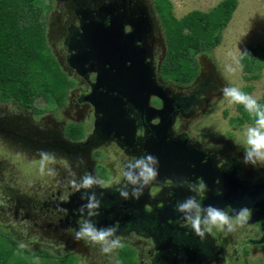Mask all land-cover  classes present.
Masks as SVG:
<instances>
[{"label": "flooded vegetation", "instance_id": "obj_1", "mask_svg": "<svg viewBox=\"0 0 264 264\" xmlns=\"http://www.w3.org/2000/svg\"><path fill=\"white\" fill-rule=\"evenodd\" d=\"M109 1L112 0H88V2L85 0H74V2H68L70 5L74 3L75 7L72 16H69L65 33L60 37L62 38L61 45L65 49L64 62L66 64L69 55L66 41L74 31H79L82 19L81 12L86 10V8H90L94 12L101 4ZM127 3L128 6H141L147 11L151 26L150 32L143 42L149 48L156 83L166 88V94L172 99L174 107L169 131L170 136L165 139L166 141L172 140L171 146L172 144L174 146L179 141L182 151L179 149H167L166 152L164 145L161 149L157 148L152 150V152L151 149L154 145H150L149 136L153 132L152 129L151 132L149 130L151 124L158 122V117L147 120L145 113L137 111L134 106H131V103L126 104V108L130 110L128 115L133 117L135 128L134 136L130 143L117 141L112 133L109 135V139L92 135L95 121L94 110L92 104L84 100V98L91 91L95 73L86 71L84 75H79L76 70L67 64L70 74L77 77L76 80L72 78L71 87L73 90L77 88L81 90L76 100L87 112V119L90 121L89 131H86L83 122H77L83 126L84 135L79 139H70L71 142L63 139L59 140L50 135L51 133L30 142V137L24 135L21 127L9 134L15 136L16 141L36 143L41 147H46L48 150L60 152L65 158L67 156L69 161L76 163L78 161V164L72 168L74 175H72L71 180L75 179L79 182L86 172L91 173L103 180L108 185L104 188L111 192L125 187L126 178L124 172L128 163L134 162L141 156L151 154L161 157L160 153L163 150L164 153L162 155L166 154L167 158L172 157L171 160L166 158V162L171 164L172 171H165L163 163L158 164L157 168L159 171L162 167L161 173L158 174L159 176L154 181L148 184V197L143 208L139 210L142 216H137L136 218L133 217L131 219L128 216L132 214V211L138 212L137 209L131 211L128 208L119 207L124 201L123 197L120 205L116 203L118 204L117 213L113 214L114 216L109 214L108 218H104L102 211V215H100V209H96L94 212L98 214L90 217L88 213L81 214V212L75 211L74 207L67 206L69 196L77 191L71 183H68L66 187L61 186L54 194L45 198L42 202V207H45L49 212L55 211L61 214L58 222L64 223L66 228H71L75 231L79 229V225L83 220L90 219L96 226H115L117 232L113 238H131L132 234L138 236L140 243L129 245V247L132 249L135 258L145 253L148 256L147 258H149V264H264V241H260L264 233V220L249 222L256 208L248 209L246 222L242 225L237 224L233 231H228L226 228L224 230L213 228L211 233H205L203 237L196 235L190 223L184 218V214L176 210L177 203L189 196L196 195L197 199L202 203L204 190L209 189V186L205 185L201 174L206 176L212 173V176L214 175L215 177L212 185L213 191L220 193L222 190L221 182L224 179H228L225 178L228 175H235L237 180L247 185L264 184V162H259L263 163L261 165H258V162L255 165L244 163L246 130H241L240 126L247 122L240 123L238 121L242 113L229 118V127L231 129L226 128L227 132H221L222 130L211 134L204 132L205 126H207L212 114H214L213 106L215 101L223 89L217 81L218 74L215 67L210 63L207 66L202 64L201 59L210 53L198 55V73L191 83L184 85L172 81H164L159 71L165 53L162 60H158L156 57L157 47L154 40V31L156 30L158 17L154 11V5L152 4V10H150V7L143 5L140 0H128ZM93 12L92 14H94ZM125 29L128 30V27L126 26ZM62 31L64 29L58 28L54 35L57 37V32L60 34ZM247 86L241 88L245 93L251 90H245ZM148 105L155 110L162 106L161 101L155 96L149 97ZM235 105L236 112H241L237 104ZM0 130L8 133L3 127ZM145 130H148L149 133H146ZM48 137H51V139L49 140ZM154 143L158 144L159 142L154 141ZM165 143L167 144V142ZM106 146H112L117 150V156L121 155L118 158L119 169H121L116 176H113L107 164L100 161L103 155L102 148ZM177 151L180 154H177ZM97 152L101 153L98 157ZM181 155H184L186 161L178 159L177 156ZM166 162L164 165H166ZM99 165L106 168L104 172L106 174L105 178L100 177L101 174L98 172ZM115 178L118 179L115 180ZM191 189H195V191ZM63 192H66V194L64 193V197H61ZM163 208L171 209V214L169 215L172 217L168 216L166 220H161L159 215L165 211ZM224 210L228 212L235 222V215L230 213L229 206H226ZM84 242L87 245L96 244L90 240L81 241V243Z\"/></svg>", "mask_w": 264, "mask_h": 264}, {"label": "rangeland", "instance_id": "obj_2", "mask_svg": "<svg viewBox=\"0 0 264 264\" xmlns=\"http://www.w3.org/2000/svg\"><path fill=\"white\" fill-rule=\"evenodd\" d=\"M140 1L150 7V10L152 4L157 2V0ZM159 1L163 2V0ZM220 1L169 0L171 12L178 19L192 10L208 12ZM68 2L74 0H38L43 6L41 24L44 26L45 34L47 33V47L57 58L60 67L68 73L69 79L76 80L77 77L70 74L64 62L65 49L61 45L62 38H60L65 33L69 16H72L75 7L74 3L70 5ZM58 28L64 31L60 34L57 32L56 37L54 34ZM154 32L156 57L162 60L166 46L158 18ZM251 45H260L264 48V0H237V6L222 30L220 43L201 60L203 66L210 63L215 67L218 74L217 81L223 88L238 86L241 89L247 85L251 86L247 94L255 97L263 106L264 63L261 68L251 72L258 77L250 79V73L242 69L240 61L242 51ZM80 92L79 88L73 90L70 87L62 106H56V103H53L45 93L32 99L30 106L14 101L0 103V128L3 127L8 131L7 133L0 130V235H3L0 236V240H4V236L9 234L18 240V246L28 251L45 250L56 256L70 252L76 257L77 264H119L121 263L119 248L105 253L100 244L81 243L82 240L75 239V230L66 228L64 223L58 222L61 214L55 211L49 212L42 207L45 198L72 181L74 175L72 168L78 164V161L77 163L69 161L68 157L65 158L60 152L30 142L49 133L59 140L71 142L72 139L65 133L68 123L83 122L86 131H89L90 121L87 119V112L76 100ZM235 107V103H229L228 98L224 97L221 91L213 106L214 114L206 128L204 127V132L211 134L221 130L227 132L226 128L231 129L229 118L241 113L239 111L237 113ZM253 125L254 123H245L240 128L246 130ZM20 127L24 135L30 137V142L16 141L15 136L9 134ZM102 151L100 161L107 164L113 176H116L121 169L118 162L121 155L117 156V150L112 146H106ZM41 152L49 154V161L45 162L43 173L40 170ZM100 155L101 153H98L97 157ZM261 164L263 163L258 162V165ZM100 169L106 171L104 167ZM64 193L66 194L63 192L61 197H64ZM120 241L122 247L140 243L138 236L133 234L131 238ZM147 257L142 253L136 260L140 264H149ZM35 262L41 264L40 258L35 257Z\"/></svg>", "mask_w": 264, "mask_h": 264}, {"label": "water", "instance_id": "obj_3", "mask_svg": "<svg viewBox=\"0 0 264 264\" xmlns=\"http://www.w3.org/2000/svg\"><path fill=\"white\" fill-rule=\"evenodd\" d=\"M127 2L128 0H112L101 4L94 12L86 8L81 12L79 31H74L66 41L69 52L67 64L79 75H84L86 71L95 73L91 91L84 98L92 104L94 110L95 121L92 135L109 139L112 133L117 141L130 143L135 128L133 117L128 115L130 110L126 108V104L131 103L137 111L145 113L147 120L158 117V122L150 125L149 131L151 132L152 129L153 132L149 136L150 145H154L151 151L161 149L164 145L166 152L167 149L182 151L179 141L171 146L172 140L165 139L170 136L174 107L172 99L166 94V88L156 83L149 48L143 42L151 26L147 11L141 6H128ZM126 26L128 30L125 29ZM150 96H155L161 101L162 106L159 109L155 110L148 105ZM149 131L145 130L146 133ZM163 153L162 150L161 157H155L158 158L159 163H163L165 171H172L171 164L166 162L167 155H162ZM176 153L180 154L179 151ZM177 157L179 160L186 161L184 155ZM171 159L172 157L167 158V160ZM165 162L166 165H164ZM160 171L158 170V174L161 173ZM201 177L205 185L209 186V189L204 190L202 206L213 205L221 209L229 206L230 213L234 215H236L234 209L238 211L241 208H256L249 222L264 220V184L247 185L237 180L235 175H228L225 177L228 179L221 182V192L215 193L212 186L214 175L201 174ZM131 189L132 186L127 180L123 189L114 192L99 186L87 190L81 189L69 196L67 206L74 207L75 211L80 212L81 205L87 202L81 198L82 194L85 191L95 192L97 199L100 200L98 208L100 215L102 211L104 218H108L109 214L117 213V205H120L123 198L124 201L119 207L128 208L131 211L137 209L138 212L132 211V214L128 216L131 219L136 218L142 216L139 210L143 208L148 197L149 186L143 188L139 198L131 196ZM123 190L129 192L127 198L121 195ZM163 209L165 211L159 215L161 220H166L168 216L172 217L169 215L171 209ZM84 213H88V210L85 209ZM97 227L104 226L97 225ZM260 241H264V233Z\"/></svg>", "mask_w": 264, "mask_h": 264}, {"label": "trees", "instance_id": "obj_4", "mask_svg": "<svg viewBox=\"0 0 264 264\" xmlns=\"http://www.w3.org/2000/svg\"><path fill=\"white\" fill-rule=\"evenodd\" d=\"M153 5L166 46L160 75L164 81L187 85L198 73L197 56L211 53L220 43L222 30L237 0H221L208 12L192 10L179 19L172 14L169 0H157ZM42 9L38 0H0V103L14 101L30 106L32 99L44 93L56 106L65 102L72 79L47 47L41 24ZM240 61L242 69L250 73L249 78H257L251 72L262 67L264 48L246 47ZM249 89L251 86L245 88ZM262 103L264 106V97ZM237 106L242 113L238 118L240 123H255V117L242 104ZM65 133L71 139H79L84 135V128L81 123H68ZM101 167L98 166V172L105 178ZM118 255L119 264H139L129 245L120 247ZM35 257L40 258L41 264H77L70 252L56 256L45 250L28 251L18 246V240L9 234L0 240V264H38Z\"/></svg>", "mask_w": 264, "mask_h": 264}, {"label": "clouds", "instance_id": "obj_5", "mask_svg": "<svg viewBox=\"0 0 264 264\" xmlns=\"http://www.w3.org/2000/svg\"><path fill=\"white\" fill-rule=\"evenodd\" d=\"M222 93L224 97L228 98L229 103L242 104L246 111L255 117L254 125L247 127L245 131L244 163L255 165L257 162H264V106H261L255 97L243 92L238 86H226L222 89ZM40 155V170L43 173L45 162L49 161V154L41 152ZM158 163V158L151 154L141 156L134 162L128 163L124 176L132 186V197L139 198L143 188L156 179ZM70 183L77 191L91 189L94 186H108L103 180L87 172L80 178L79 182L73 179ZM191 190L195 191V189ZM121 195L127 198L129 192L123 190ZM81 198L87 201L79 209L81 214L85 212V209L88 210L89 217L98 214L93 212L94 209L100 207V200L97 199L95 192L85 191ZM176 210L184 214V218L190 223L196 235L200 237H203L205 233H211L213 228L220 230L226 228L228 231H233L237 224L242 225L248 218L247 208H241L238 211L234 209L233 211L236 213L234 222L233 218L224 209L213 205L202 206L196 195L178 202ZM116 232L117 228L115 226L98 228L90 219H85L80 223L74 236L78 241L90 240L93 243L100 244L102 251L108 253L123 246L118 237L113 238Z\"/></svg>", "mask_w": 264, "mask_h": 264}]
</instances>
